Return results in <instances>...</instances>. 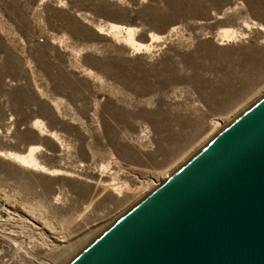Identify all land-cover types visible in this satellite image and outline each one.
<instances>
[{
  "label": "rangeland",
  "instance_id": "374dc122",
  "mask_svg": "<svg viewBox=\"0 0 264 264\" xmlns=\"http://www.w3.org/2000/svg\"><path fill=\"white\" fill-rule=\"evenodd\" d=\"M263 95L264 0H0V264H66Z\"/></svg>",
  "mask_w": 264,
  "mask_h": 264
},
{
  "label": "water",
  "instance_id": "95a60500",
  "mask_svg": "<svg viewBox=\"0 0 264 264\" xmlns=\"http://www.w3.org/2000/svg\"><path fill=\"white\" fill-rule=\"evenodd\" d=\"M66 264H264V95Z\"/></svg>",
  "mask_w": 264,
  "mask_h": 264
},
{
  "label": "bare ground",
  "instance_id": "6f19581e",
  "mask_svg": "<svg viewBox=\"0 0 264 264\" xmlns=\"http://www.w3.org/2000/svg\"><path fill=\"white\" fill-rule=\"evenodd\" d=\"M110 28L113 32H117V33H121V31L123 30V28H121V26H118V25H111ZM124 29L127 34H130L132 32V29L130 28H124ZM226 36H228V34H226ZM139 46L141 47L142 45H139ZM10 156L11 158H13L18 163H20L21 165L25 167H31L34 169H40L48 173H53L51 170H48L44 165H42L38 161L37 157L35 156V148L33 147L29 148L27 152L23 154L22 153H10ZM113 186H114V189H116L117 191L121 190L119 185L113 184ZM43 264H47V263L43 262Z\"/></svg>",
  "mask_w": 264,
  "mask_h": 264
}]
</instances>
